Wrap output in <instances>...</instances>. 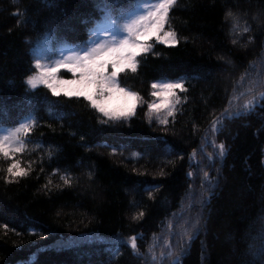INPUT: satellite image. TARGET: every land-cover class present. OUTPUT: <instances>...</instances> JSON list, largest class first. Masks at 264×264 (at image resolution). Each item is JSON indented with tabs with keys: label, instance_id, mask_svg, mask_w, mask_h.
<instances>
[{
	"label": "trees",
	"instance_id": "trees-1",
	"mask_svg": "<svg viewBox=\"0 0 264 264\" xmlns=\"http://www.w3.org/2000/svg\"><path fill=\"white\" fill-rule=\"evenodd\" d=\"M100 19L98 0H0V139L33 123L16 153L28 175L9 183L0 159V264H260L264 99L209 129L242 91L264 92V0H178L180 42L121 74L145 103L117 123L26 84L36 59L82 45ZM158 81L187 88L167 126L147 116ZM81 235L96 240L60 245Z\"/></svg>",
	"mask_w": 264,
	"mask_h": 264
},
{
	"label": "snow or ice",
	"instance_id": "snow-or-ice-1",
	"mask_svg": "<svg viewBox=\"0 0 264 264\" xmlns=\"http://www.w3.org/2000/svg\"><path fill=\"white\" fill-rule=\"evenodd\" d=\"M177 3L178 0H154L151 3L130 0L129 6L125 7L122 0H98L102 19L94 21L89 40L73 46L70 53L62 54L48 66L37 61L34 67L38 72L30 75L26 84L33 90L43 86L57 99L83 100L100 115L101 124L131 120L137 114L138 105L145 102L135 91L121 86L120 76L129 71L136 73L141 62L139 58L151 53L155 44L174 47L180 42L170 21V11ZM116 12L119 15H114ZM228 15L233 14L229 12ZM233 18L239 28V19ZM98 32L105 34L102 40L95 39L94 34ZM151 87V95L156 99L147 105L149 122L155 118L160 125L167 126L169 117L175 120L177 105L182 102L177 93L187 92V88L179 81L153 82ZM255 99L253 96L244 107L251 108ZM232 114L230 109H225L211 121L209 131L218 132L223 120L230 119ZM32 127L33 123H22L0 139V159L11 160L6 169L9 183L28 175V170L16 159V153L24 151V138ZM218 149V155L223 159L225 145L219 144ZM212 190L210 185L208 191ZM136 239L132 237L129 242L132 250L139 254ZM250 252L254 260L264 264V244L258 249L250 248Z\"/></svg>",
	"mask_w": 264,
	"mask_h": 264
},
{
	"label": "rangeland",
	"instance_id": "rangeland-1",
	"mask_svg": "<svg viewBox=\"0 0 264 264\" xmlns=\"http://www.w3.org/2000/svg\"><path fill=\"white\" fill-rule=\"evenodd\" d=\"M144 2H146V0H144ZM151 2H154V1H151ZM151 2H146V3H151ZM166 28H167V26H166ZM104 35H105L104 33H99L98 36L96 35L95 39L102 40L104 38ZM68 53H70V52H66L64 54H68ZM46 66H48V65H46ZM36 72H38V70ZM160 82L162 83V82H168V81H160ZM125 88L127 90H131V89L127 88V87H125ZM152 91H153V89H152ZM179 93L180 92H178L177 94L179 95ZM262 94H264V92H259V93L253 95V96L256 97V99L253 101V106L251 108H249V109H246L244 107V105H246L249 102V100H252L253 96L247 97L242 102H239L238 105L234 108V110H231V112L233 113L232 115H235L237 112H238V114H240L242 112H247L248 110L253 109L256 104H261L262 103L261 100L264 99V96H262ZM155 99H156L155 97L151 96V99H150L148 104L152 103ZM259 100L261 101L260 103H259ZM178 106L179 105H177V108H178ZM263 162H264V160H263ZM262 223H264V217L262 218ZM87 236H90V235H81V236H79L77 238L64 239V240L61 241L60 245L63 246V247H68V246L79 245L81 243H86L87 241H91L92 238L91 237H87ZM127 242L130 244L129 240ZM263 243H264V241H260V243L258 244V248ZM171 253H172V251H170L168 254H163V255H164V257H166L167 255H170Z\"/></svg>",
	"mask_w": 264,
	"mask_h": 264
}]
</instances>
